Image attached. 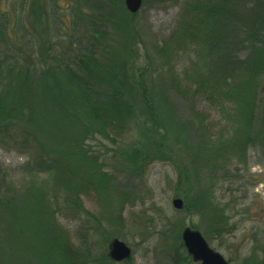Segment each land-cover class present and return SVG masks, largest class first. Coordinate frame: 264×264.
Listing matches in <instances>:
<instances>
[{
	"label": "trees",
	"instance_id": "obj_1",
	"mask_svg": "<svg viewBox=\"0 0 264 264\" xmlns=\"http://www.w3.org/2000/svg\"><path fill=\"white\" fill-rule=\"evenodd\" d=\"M84 1L85 11L71 2L77 28L69 52L55 53L52 66L35 74L30 55L17 47L4 71L2 93L14 86L15 102L0 106V128L21 129L13 130L24 135L27 159L22 177L0 170V264H91L87 241L103 230L105 213L92 215L81 197L95 191L97 201L112 200L116 176L90 141H108L121 159L123 140L137 130L128 168L157 161L176 167L177 147L204 160L211 174L232 155L243 163L247 150L264 143L263 120L258 127L255 121L264 83V0H171L179 7L171 31L149 43L122 0ZM226 101H236L241 121L230 139L213 134L207 110L218 107L223 115ZM252 124L258 130L247 134ZM197 210L224 231L222 209L205 202ZM60 211L80 223L76 246L57 223Z\"/></svg>",
	"mask_w": 264,
	"mask_h": 264
},
{
	"label": "rangeland",
	"instance_id": "obj_2",
	"mask_svg": "<svg viewBox=\"0 0 264 264\" xmlns=\"http://www.w3.org/2000/svg\"><path fill=\"white\" fill-rule=\"evenodd\" d=\"M71 2L76 3L80 11L88 8L84 0H0V106L6 108L15 102L11 91L14 86L8 85L11 90L6 94L2 93L5 86L2 89L1 83L6 82L4 71L17 47L28 52L31 68L38 67L35 74L52 66L55 53L61 57L64 51H70L71 41L75 40L72 35L77 28ZM89 8L92 7L89 5ZM125 10L128 12L126 7ZM178 13L177 3L171 0H142L133 20L139 31L146 32L142 37L149 43L151 38L165 37L171 31ZM138 47L143 55L141 45ZM148 52L151 53L149 47ZM139 60L143 61V57ZM185 60H188L187 56ZM177 61L179 64L183 59ZM37 84L40 85L36 81L34 86ZM258 93L257 127L261 120V124L264 123V83ZM17 97L19 102L24 99L15 95ZM224 107L229 118H226L225 110L219 115L218 107L207 109L209 125L214 135L224 134L230 139L235 134L230 132L231 126L241 124L240 115L235 111L236 101H226L221 106ZM252 126H248L247 134L250 130L252 133L258 130ZM11 128H0V170L5 169L14 179L23 175L21 167L27 155L22 149L27 147L21 146L23 133L15 134L13 130L21 129L14 124ZM138 134L134 130L123 140L122 148L126 151L121 159L113 156L108 141L95 139L89 142L92 150L112 165L111 170L116 176L112 200L106 198L98 202L96 192L90 193V190L89 195L81 197L83 207L92 215L105 213L104 231L94 232L87 241L91 264H199L191 260L181 239V233L187 227L199 231L208 245L230 264H264V143L247 150L243 163L232 155L226 167L214 174L207 169L204 160L194 161L177 147L172 148L176 167L171 161H157L133 170L127 164H132L128 162L135 155L132 146L141 139ZM261 135L264 138V132ZM107 151L109 157L104 154ZM199 170L202 171L200 175ZM176 198L182 201L180 209L172 204ZM205 202L222 209L217 214L227 223L224 231L213 230L209 223L211 214L197 210ZM61 210L65 211L62 207ZM57 218L59 227L71 231L72 244H79L80 223L62 211L58 212ZM113 239L123 241L130 248L129 260L116 262L108 257L109 243Z\"/></svg>",
	"mask_w": 264,
	"mask_h": 264
},
{
	"label": "water",
	"instance_id": "obj_3",
	"mask_svg": "<svg viewBox=\"0 0 264 264\" xmlns=\"http://www.w3.org/2000/svg\"><path fill=\"white\" fill-rule=\"evenodd\" d=\"M128 12L136 13L142 4V0H124ZM175 208L182 207V201L176 198L172 201ZM181 239L187 254L194 263L199 264H230L224 257L214 251L207 243L203 235L191 228H184L181 233ZM131 255L130 248L121 240L113 239L109 243L108 257L116 262L127 260Z\"/></svg>",
	"mask_w": 264,
	"mask_h": 264
}]
</instances>
